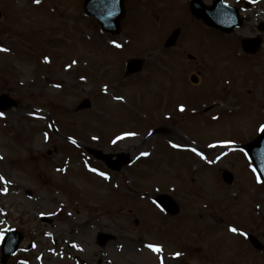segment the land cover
<instances>
[{
    "label": "rangeland",
    "instance_id": "obj_1",
    "mask_svg": "<svg viewBox=\"0 0 264 264\" xmlns=\"http://www.w3.org/2000/svg\"><path fill=\"white\" fill-rule=\"evenodd\" d=\"M48 1L53 13L47 0H0V48L8 49L0 51V94L17 102L0 111V233L5 223L24 231L7 264H264V249L245 237L264 248V182L245 150L264 125V46L254 59L187 62L156 42L165 16L152 24L138 9L133 35H104L79 0H63L71 5L64 11ZM132 57L143 68L127 77ZM216 144L228 148L204 154ZM92 149L130 161L114 171ZM160 194L178 213L157 205ZM102 233L114 239L100 246Z\"/></svg>",
    "mask_w": 264,
    "mask_h": 264
},
{
    "label": "flooded vegetation",
    "instance_id": "obj_2",
    "mask_svg": "<svg viewBox=\"0 0 264 264\" xmlns=\"http://www.w3.org/2000/svg\"><path fill=\"white\" fill-rule=\"evenodd\" d=\"M150 6H153L154 10H157V7L161 6V9L168 10L170 9L171 1H175L176 7L178 10L184 12H190L189 5L191 0H148ZM204 3L209 5L211 9H215L216 5H219V9H215L212 12L215 14H226L225 5L233 7L241 18L240 27L233 29L231 31H223L213 26L205 24L202 20H197L195 26L192 27V30L189 34L195 37L194 46L200 45L202 48V54L207 55V59L212 61H217L221 58L234 59V58H243V40L245 38H251L258 36L254 33V29L250 28L247 23L250 18L245 17L243 14V0H202ZM247 5V4H246ZM256 11H259L261 14L264 13V3L256 4ZM245 23V26L243 24ZM201 24V25H199ZM243 28L246 30L243 31ZM257 29V25L255 26ZM187 30L185 31L184 36H186ZM262 40V36L260 37ZM193 42V39H192ZM179 44L182 45V42L179 41Z\"/></svg>",
    "mask_w": 264,
    "mask_h": 264
},
{
    "label": "water",
    "instance_id": "obj_3",
    "mask_svg": "<svg viewBox=\"0 0 264 264\" xmlns=\"http://www.w3.org/2000/svg\"><path fill=\"white\" fill-rule=\"evenodd\" d=\"M122 2L123 0H85L84 7L88 14H91L98 19L103 30L114 32L117 31L119 27V20L123 13ZM140 66V60H131L127 63V72L131 73L137 71ZM12 105H15L13 100L4 94L0 96V109ZM87 105L88 102H84L81 106ZM248 150L264 178V132L261 133L255 142L250 144ZM107 161L111 167L118 168L121 163L127 161V156L119 154L117 155V159L111 160L108 158ZM223 178L229 182L231 180V175L228 172H224ZM160 202L170 211H175L174 204L167 196H162ZM9 234L10 235L3 244V256L0 260V264H4L8 254H11L15 250L17 242L21 237L14 232Z\"/></svg>",
    "mask_w": 264,
    "mask_h": 264
},
{
    "label": "snow or ice",
    "instance_id": "obj_4",
    "mask_svg": "<svg viewBox=\"0 0 264 264\" xmlns=\"http://www.w3.org/2000/svg\"><path fill=\"white\" fill-rule=\"evenodd\" d=\"M34 2L37 3V4H39V3H41V0H34ZM116 47H120V45H119V44H116ZM0 51H8V49L0 48ZM47 59H48V58L45 57V61H47ZM73 63H76V62L73 61ZM116 99H122V98H121V97H116ZM179 110H180L181 112H183V111L185 110V109H184V106L181 105ZM3 115H4V113L0 112V117H2ZM259 130L262 131V132H264V125H261ZM125 135H127V136H134L135 133H126ZM45 138L47 139V135L45 136ZM123 138H124V137H119V136H118V137L116 138V140H120V139H123ZM94 139H95V137H94ZM116 140H114L113 143H116ZM72 143L75 144L76 141H75V140H72ZM172 146H173V147H178V145H175V144H173ZM211 146H214V145H211ZM191 151H193V152H195L197 155L201 156V158H204V157H203V154L200 153V152H198L197 149L193 148V149H191ZM147 155H149L147 152H142V153H141V156H147ZM0 159H2V157H0ZM92 171H96V169H92ZM253 171L255 172L256 170L253 169ZM100 175H101V176H105L104 173H100ZM105 178H107V177L105 176ZM3 180H4V177H3V176H0V181H3ZM257 182H260V178H259V176H257ZM4 191H7V189H4ZM229 230H230L231 232H233V233H236V232L238 231V229L235 228V227H232V228H230ZM2 237H3V234L0 233V239H2ZM148 247H149L150 249H152V251H154V252H161V251H162V249H161L159 246L148 245ZM175 255H176L177 257H179L181 254H180V253H176ZM161 264H163V261H161Z\"/></svg>",
    "mask_w": 264,
    "mask_h": 264
},
{
    "label": "bare ground",
    "instance_id": "obj_5",
    "mask_svg": "<svg viewBox=\"0 0 264 264\" xmlns=\"http://www.w3.org/2000/svg\"><path fill=\"white\" fill-rule=\"evenodd\" d=\"M195 149H197L198 151H203V150H201V149H199V148H195ZM206 181H207V179H205ZM205 190H208L209 192H213V189H212V187L210 188V190L208 189V188H205ZM215 192H216V194H213L214 195V197H216L217 196V191L215 190Z\"/></svg>",
    "mask_w": 264,
    "mask_h": 264
}]
</instances>
